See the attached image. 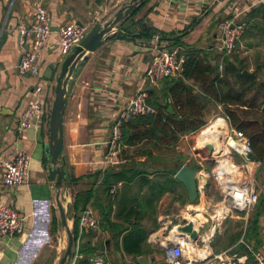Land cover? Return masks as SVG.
<instances>
[{
	"label": "crops",
	"instance_id": "obj_1",
	"mask_svg": "<svg viewBox=\"0 0 264 264\" xmlns=\"http://www.w3.org/2000/svg\"><path fill=\"white\" fill-rule=\"evenodd\" d=\"M130 1L0 0V204L12 205L27 215L22 233L12 240L0 239V264H60L63 250L69 243V232L75 227L73 203L79 192L90 191L91 200L87 207H93L100 218L99 230L81 232L78 226L75 241L79 239V250L81 245L95 248L89 257L91 264H95L91 260L95 255L102 256L104 264H142L141 257L147 258V264H165L166 255L159 242L168 233L175 234L176 229L171 232L172 228L189 221L187 216L178 214L181 202L175 192L178 184L184 186L181 182L158 200L149 202L145 196L144 203L140 196L147 188L139 181L130 184L120 182L115 194L105 191L102 181L109 167L105 159L113 125L137 92L145 88L159 93L158 89L162 88L165 80L157 86H150L144 80L150 60L159 49L179 46L183 53L196 49L218 55L219 22L234 16L237 21H246L251 11L259 8L262 10L255 20L261 21L264 0H141L134 16L124 24L131 25L133 34L122 31L120 25L95 51L89 53L86 61L78 65L69 81L63 115L62 153L69 180L59 189L48 177L51 165L46 153L55 99L54 76L59 73V65L66 57L59 51L58 27L75 21L90 29L97 22L104 23L113 18ZM39 2L44 3L51 14L52 34L41 52L39 76L21 75L17 64L24 48L19 44L16 26L21 17L33 18ZM142 24L157 30L156 34L152 37L142 34ZM261 32L258 39H264V30ZM114 34L118 36L113 37ZM49 67L53 69L52 79L47 76ZM39 84L44 88L45 116L25 133L20 142V147L31 155L29 175L22 185L9 189L2 179L3 162L15 151L21 114L34 102L33 89ZM212 106L221 108L220 104L209 103L207 121ZM193 134L182 135L178 146H188L186 141ZM201 140L204 143V134ZM208 191L211 198L220 197L215 184H210ZM59 202L65 210L67 225L62 221ZM188 202L187 212L191 214H195V209L190 205H202L200 201L191 203L189 194ZM109 208L110 221H106V226L105 221L102 223L103 213ZM199 210L201 208L197 211L199 214H195H198L196 227L203 219L206 221ZM116 224L125 228V233L136 227L147 235L141 255L124 250L123 236L115 238ZM199 230L202 233L199 238L201 246L207 243L211 247L213 238L210 242L205 241L207 233ZM261 247L264 248V242ZM226 250L235 252L231 246L216 249L214 253ZM73 251L75 253V249ZM78 254L75 264L84 257L79 251Z\"/></svg>",
	"mask_w": 264,
	"mask_h": 264
},
{
	"label": "built area",
	"instance_id": "obj_2",
	"mask_svg": "<svg viewBox=\"0 0 264 264\" xmlns=\"http://www.w3.org/2000/svg\"><path fill=\"white\" fill-rule=\"evenodd\" d=\"M248 27L246 21H237L236 17L223 19L219 22L221 32L218 49L220 53L232 54L237 43ZM19 35V44L24 48V52L17 64V71L21 75L39 76L41 71L40 56L42 49L47 44L52 34L51 14L42 2H39L34 10L33 18L28 20L19 18L16 26ZM89 31V27L80 25L75 21L64 23L58 27V47L62 56H67L73 48L80 44ZM26 46L28 48H26ZM185 54L181 47H163L159 49L151 58L149 66L145 72L144 80L150 86H157L169 77L179 76L184 69ZM43 85H37L33 89L34 102L21 114L18 130L17 142L13 155L3 162V183L9 189H14L22 185L29 175L31 155L21 146L20 142L25 137V133L32 127L39 124L45 116V101L42 97ZM149 92L142 89L130 100L128 107L120 113L116 119L112 135L108 144V151L105 162L109 166H120L127 162L122 157L125 148L123 141V125L139 115H147L155 112V109L148 102ZM222 118L226 122V133L224 136L225 153L216 154L217 143L206 142L200 151V145L196 140L193 153L198 161L197 185L199 191V201L205 211L199 210L205 216L206 221L195 227L206 233L213 229L215 236L218 226L229 217L237 214H244L248 220L251 211L259 203L261 188L259 187L257 176L263 167V160L255 158L251 139L241 130L230 125L226 116L216 117L215 121ZM197 132V131H196ZM194 133L195 132H191ZM209 145L214 148L210 150ZM199 158V160H198ZM213 160L216 167L208 170L203 161ZM228 160L230 169L222 167V161ZM213 177L220 194L218 199L209 196V179ZM118 185L113 186L111 194L117 192ZM198 210H195V214ZM27 215L18 208L0 204V239L12 240L25 229ZM264 227V216L261 217ZM175 234L168 233L166 238L159 244L164 249L166 255L165 264H244L248 259V254L230 253L228 250L210 253L204 257H191L190 253L194 247H199L198 241L191 239L190 235L178 230ZM209 226V227H208ZM101 227L100 218L95 209L91 206L85 208L79 215V228L81 232L89 230H99ZM206 227L208 230H206ZM199 230V238L201 235ZM209 240V242H210ZM242 241V239H241ZM204 247V246H203ZM255 264H264V248L255 246L254 242L247 244ZM75 253L69 264H75L79 254V239L74 242ZM95 264H104L102 256L95 255L91 258ZM18 264V263H15Z\"/></svg>",
	"mask_w": 264,
	"mask_h": 264
},
{
	"label": "trees",
	"instance_id": "obj_3",
	"mask_svg": "<svg viewBox=\"0 0 264 264\" xmlns=\"http://www.w3.org/2000/svg\"><path fill=\"white\" fill-rule=\"evenodd\" d=\"M139 6L140 4L121 22L120 29L129 35L133 34L131 25L124 24L134 16ZM261 10L253 9L246 18L248 27L242 38L252 39L248 42L251 47L258 44L255 41L256 37L261 30H264V14L261 21L255 20ZM142 27V34L148 37H152L157 32L145 24H142ZM117 36L118 34L113 35V37ZM184 54L186 59L183 72L177 77L166 78L162 88L158 89L159 93L148 90V102L155 112L136 116L123 125V141L126 148L143 145L146 149H137V154L146 153L151 157L154 148L173 150L182 135L196 132L207 125L206 113L209 103H215L221 105L230 125L243 131L251 139L253 156L262 159L264 167V80L255 79L243 73L249 67L246 59L240 57L238 53L211 55L203 50L190 49ZM261 68H263L262 65L257 66V70ZM169 107H172L171 111ZM133 160L125 163L121 168L109 166L105 170L102 182L108 194L110 189L120 182L130 184L139 181L142 186H148L146 200L150 202L158 200L166 191L173 190L175 184L180 182L175 178V174L182 167V163L172 171L156 169L154 172H149L146 168L140 167V164H144L143 162ZM90 200V191L79 192L75 196L73 203V209L76 211L75 227L72 231L74 242L77 239L79 215L87 208ZM263 211L264 196L261 197L258 207L248 220L233 222L227 246H233L238 254H248L245 264L254 263L247 244L254 242L255 246L260 247L264 242L261 234ZM103 214L102 223L104 224L105 221V225L108 226L106 221H110L111 208ZM115 227L117 231L115 238L123 236L124 250L129 254L141 255L142 244L147 240V235L141 228L133 227L125 233L126 229L122 226L116 224ZM79 252L83 253L84 257L76 264H91L89 257L94 254L95 248H86L81 245Z\"/></svg>",
	"mask_w": 264,
	"mask_h": 264
},
{
	"label": "water",
	"instance_id": "obj_4",
	"mask_svg": "<svg viewBox=\"0 0 264 264\" xmlns=\"http://www.w3.org/2000/svg\"><path fill=\"white\" fill-rule=\"evenodd\" d=\"M141 0H131L128 4L122 6L114 15L113 18L101 23H95L88 31L84 39L79 45L75 46L70 54H68L59 65V73L55 74L56 81L55 99L52 104L50 114V141L46 145V153L48 155L49 164L48 177L56 183V186L61 189L64 182L69 180L65 165L63 163V115L66 105V94L69 81L77 70L78 65L89 58V53L95 51L115 30L119 29L121 22L125 20L139 4ZM82 25V24H81ZM26 48H28L26 46ZM243 73L249 77L258 79L255 71L245 69ZM47 75V74H46ZM48 78H53V69L49 67ZM172 110V107H169ZM264 133V130H263ZM212 150L214 147L209 145ZM175 178L184 184L186 187L189 200L191 203H196L199 197L197 185V170L191 167L188 163L175 174ZM59 210L62 216L64 225H67L66 214L62 204L59 202ZM178 230L190 235L191 239L198 241L199 230L195 227L193 221H188L178 227ZM74 235L69 232V243L64 256L61 258L60 264H69L73 256ZM140 262L147 264V258L141 257Z\"/></svg>",
	"mask_w": 264,
	"mask_h": 264
},
{
	"label": "rangeland",
	"instance_id": "obj_5",
	"mask_svg": "<svg viewBox=\"0 0 264 264\" xmlns=\"http://www.w3.org/2000/svg\"><path fill=\"white\" fill-rule=\"evenodd\" d=\"M250 40H252V39H249V38L243 39L241 37L237 43L236 49L232 52V54L238 53L240 57L245 58L246 63L248 64V67H249V69H247V70L255 71L259 77L258 79L264 80V61L263 62L260 61L261 59L264 60V39L263 38L258 39L256 37V40L255 39L254 40L258 44L253 46V47L248 45V42ZM227 55H231V54H227ZM259 65H262L263 68H261L260 70H257V66H259ZM221 108H218L217 106L211 107V110L209 112L210 117H209V120L207 121V125L205 127L201 128L200 130H198L197 132H195V134H193V136H191L187 139L185 145H188V146H183L182 148H180L177 144L173 150L154 148L153 154L151 157L146 153L145 154H142V153L137 154V149H139V148H141V150L146 149L145 146L140 145L138 147H132L130 149H127L125 152L123 150L121 153L122 157L125 158L127 160V162H132L133 159H134L133 161L143 162L144 164H140V167L146 168L149 172H154V170H156V169L163 170V171L164 170L172 171V170L176 169L180 163H182V164L188 163L191 167H194V166L198 167L199 164H198V161H196L197 157L194 156V153L192 151L194 144L197 140L199 145H200V151H202V149H201V146H202L201 136H202V134H204V136H205L206 130L210 129L211 126H213V124L215 123L216 117H220V116L224 115L223 109H221ZM198 160H199V158H198ZM124 164H122V165H124ZM203 164L210 171L212 168L216 167V162L213 160L203 161ZM122 165L116 166V168L117 167L121 168ZM150 176H153V175L151 174ZM257 180H258L259 187L261 188V197H262V196H264V167L261 168V170L257 176ZM209 181L213 185L214 184L216 185V182H215L213 177H210ZM146 188H147V190L146 191L143 190L144 191L143 195L140 196L141 201L143 198V203L145 202V196H147L148 191H149L148 186H146ZM175 193L177 195L176 198H178V200L181 202V207L179 208L178 214L179 215L183 214L186 216L187 205H189L188 193L182 184L177 185ZM261 197H260V199H261ZM198 203H199V200L195 204H198ZM258 204L251 211L250 216L255 212L256 208L258 207ZM157 205H156V208H157ZM192 206H194V205H190L189 207L193 208ZM199 208H201V210L203 209V211H205V209L202 205L198 206V209ZM197 213H199V212H197ZM262 216H264V211H263L261 217ZM236 220H244L245 221L246 220L245 215L236 213L234 216L229 217L227 220H225L224 222H222L218 226L217 233L215 234V237H213V240L211 242V247H212L213 253L216 251V249L221 250L223 248L231 247V246H227L229 239H230L229 234L232 232V225H233V222ZM262 228L264 229V227H262ZM206 230H208L207 227H206ZM262 231L263 230H261V234H262V237L264 238V233H262ZM206 244L207 243H205V245ZM67 246L63 250L62 257L64 256V254L66 252ZM199 247H203V246H201V243H199ZM253 264H255V263H253Z\"/></svg>",
	"mask_w": 264,
	"mask_h": 264
},
{
	"label": "bare ground",
	"instance_id": "obj_6",
	"mask_svg": "<svg viewBox=\"0 0 264 264\" xmlns=\"http://www.w3.org/2000/svg\"><path fill=\"white\" fill-rule=\"evenodd\" d=\"M226 130H227L226 122L222 118H219L217 121H215V123L213 124V126H211L210 129L206 130L205 140H204V143H202V146L206 142H215V143H217L216 144L217 145L216 154L225 153L227 151L225 146H224V136H225ZM203 147H201V149ZM222 167L226 168V169H230V164H229L228 160L222 161ZM193 209L197 210L198 207L193 206ZM197 215L186 212V216H187L188 220L193 221L194 223L197 222L195 220V217ZM200 219H201V217H199V220ZM202 221L205 222L204 219ZM176 231H177V229L175 230V232ZM213 233H214L213 229L209 230V232L205 235L204 240L208 242L210 240L211 236L213 235ZM209 252H210V247L208 244H206L204 247H200V248L194 247L190 253V256L191 257L204 258L209 254Z\"/></svg>",
	"mask_w": 264,
	"mask_h": 264
}]
</instances>
